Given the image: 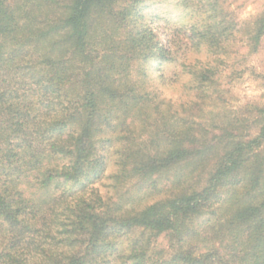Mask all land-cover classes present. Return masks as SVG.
I'll return each mask as SVG.
<instances>
[{"label":"trees","instance_id":"16d2710c","mask_svg":"<svg viewBox=\"0 0 264 264\" xmlns=\"http://www.w3.org/2000/svg\"><path fill=\"white\" fill-rule=\"evenodd\" d=\"M240 48L264 7L0 0V264H264V101L204 115Z\"/></svg>","mask_w":264,"mask_h":264},{"label":"rangeland","instance_id":"374dc122","mask_svg":"<svg viewBox=\"0 0 264 264\" xmlns=\"http://www.w3.org/2000/svg\"><path fill=\"white\" fill-rule=\"evenodd\" d=\"M227 4L230 5L238 18L241 20H246L256 13H258L262 7H264V0H225ZM240 43L238 47H240ZM239 55L234 56V59H227L225 65L218 62L219 70L222 74L227 75L230 73L232 66L233 70L238 73V75H233L231 77V84L228 86L229 92L226 93V103L224 106H217L214 109H205V119L217 118V116H227L230 113L237 112L238 110L245 108L248 104H260L264 101V58L263 54L260 55H246L245 50L242 48L238 51ZM246 55V56H245ZM227 63V66H226ZM231 63V64H230ZM225 67V68H224ZM234 77V78H233ZM239 112V111H238ZM99 187L100 191L107 196H112L114 192V186H112V181L108 178L102 179L100 182L95 184ZM122 192L126 191V186L121 185ZM133 190V189H132ZM131 190V191H132ZM120 192L119 197H123ZM136 197L138 194L132 191L131 194ZM131 196V197H132ZM118 197L116 195L115 199ZM128 197V196H125ZM123 197V198H125ZM123 200V199H121ZM159 247L165 246V241L163 238L157 240Z\"/></svg>","mask_w":264,"mask_h":264}]
</instances>
